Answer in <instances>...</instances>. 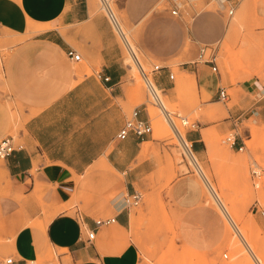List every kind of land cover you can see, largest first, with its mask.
Segmentation results:
<instances>
[{"label":"crops","instance_id":"crops-1","mask_svg":"<svg viewBox=\"0 0 264 264\" xmlns=\"http://www.w3.org/2000/svg\"><path fill=\"white\" fill-rule=\"evenodd\" d=\"M92 6V0H0V39L8 35L9 47L8 56H0V138L16 123L22 148L4 162L16 188L28 189L26 213L15 215L18 229L5 249L13 264H143L131 234L137 215L124 207L123 197L138 190L149 193L146 179L155 162L146 144L152 139H116L127 119L119 102L129 106L127 73L118 54L97 36ZM126 6L132 17L142 16L135 0H126ZM208 21L209 30L217 33L218 19ZM30 26L50 28L30 33ZM85 27L90 32L84 36ZM193 27L199 34L198 25ZM70 48L87 58L90 74L73 66L79 62L66 56ZM154 82L160 90L168 88L165 73L156 74ZM256 97L250 113L264 131V91ZM138 107L140 117L149 121L147 106ZM243 115L230 111L221 129L235 132L234 152L242 144L246 150L237 132ZM186 138L197 154L204 151L199 131ZM107 178L122 186L111 200L96 195L88 204L67 208L84 180ZM167 196L171 217L164 226L171 231L158 242L171 244L177 264H222L218 250L230 242V234L216 211L206 206L198 179L193 174L177 177ZM250 210L253 241L264 251V205L256 199ZM106 218H115V223L95 227V221Z\"/></svg>","mask_w":264,"mask_h":264},{"label":"rangeland","instance_id":"rangeland-1","mask_svg":"<svg viewBox=\"0 0 264 264\" xmlns=\"http://www.w3.org/2000/svg\"><path fill=\"white\" fill-rule=\"evenodd\" d=\"M110 1L144 70L150 72L154 65H160L163 69L157 75L165 73L169 82L166 90L158 88L160 103H155L148 95L137 67L107 22L99 0H92V16L98 17L97 36L118 54L127 73L129 106L126 107L122 100L119 101L120 106L126 118L135 107L147 106L152 128V142L146 144L150 158L155 162L153 172L146 179L149 193L138 190L143 201L139 207L133 208L137 217L133 218L131 225L133 240L140 249V260L143 264H177L179 261L171 244H161L158 239L171 231L170 227L164 226L171 217L170 212H166L171 183L179 176L193 174L203 187L206 206L216 211L230 234V242L218 250L222 264H264V251L255 245L252 228L248 226L252 217L249 211L251 203L257 199L264 205V174L256 187L250 176L254 163L264 171V131L250 113L257 106L256 96L264 91V0H231L234 6L231 17L219 10L214 0H173L183 13L179 18L170 15V7L165 0H135L137 8L143 10L139 18L129 14L126 0ZM211 17L220 22L221 28L217 33L209 30L208 19ZM194 24L198 25L202 36L197 34ZM49 28L30 26L29 32ZM88 28H83L84 36L89 35ZM7 39L8 35L0 39L2 58L9 54ZM200 44H217V73L203 64H191ZM73 66L77 70L85 68V74H90L86 57ZM169 72L174 76L172 80L168 78ZM192 80L195 86L187 84ZM219 88L228 93L225 102L216 95ZM163 104L174 126L162 110ZM11 107L14 114L15 108ZM234 110L244 113L237 130L244 138V152L232 151L225 142L231 132L221 131L229 119V112ZM181 118L197 123L204 139L202 153L197 154L192 148L197 167L178 139L180 133L188 142L186 134L192 132L181 124ZM17 130L14 123L12 130L4 135L11 136L15 146L21 144ZM205 135H208L210 144L206 142ZM4 166L7 172L3 171ZM0 170V258H6L5 249L10 235L18 229L15 215L26 213L28 197L25 193L28 189L16 188L1 159ZM35 170L31 171L33 175ZM82 187V190H75L67 208L73 209L74 204H88L96 195L109 201L122 189L115 178L87 184L84 180ZM103 204L97 203L99 206ZM144 208L147 209L145 213ZM49 254L55 259L53 250H49ZM223 254H227V260L223 259Z\"/></svg>","mask_w":264,"mask_h":264},{"label":"built area","instance_id":"built-area-1","mask_svg":"<svg viewBox=\"0 0 264 264\" xmlns=\"http://www.w3.org/2000/svg\"><path fill=\"white\" fill-rule=\"evenodd\" d=\"M166 4L170 7V15L175 18H179L182 16L181 9L175 4L173 0H165ZM219 10L225 11L228 17H231L234 13V6L232 5L231 0H214ZM102 10L104 11L105 18L109 23L110 27L114 31V33L119 37L125 51L131 58L132 62L135 64L139 71V75L144 82L145 89L148 95L155 103H160L159 95H158V87L154 82V76L162 71L163 67L160 65H154L150 72H146L142 67L136 50L130 43L126 32L117 17L110 0H99ZM218 46L217 44H200L198 46L197 54L194 61L191 63L192 65H199L203 64L208 66L213 73H217V66H216V59H217V52ZM66 56L72 60L73 62H80L81 57L80 55L73 49H69L66 52ZM168 78L172 80L174 76L169 72ZM107 80V78H105ZM217 97L220 101L225 102L228 100V93L224 88H219L217 91ZM167 115V114H166ZM169 121L174 126V122L172 121L170 115H167ZM180 122L183 126H186L190 129V131H198V124L197 123H190L186 118H181ZM152 134V128L147 119H142L140 117V109L139 107L135 108L130 116L125 120L123 126L119 130L118 134L116 135V139L123 140L129 135L143 140L144 138L150 136ZM225 142L229 145V148H234L236 145V134L234 131L225 138ZM182 143L185 149H188L189 152H192V144L187 142L184 138L182 139ZM244 145L242 144L238 147L239 152H243ZM20 146H15L14 140L11 136H5L0 138V159L6 160L9 156L16 151V149H21ZM264 171L258 167L255 163L253 164L250 170V176L253 182V185L256 187L258 180L262 177ZM143 196L140 192L134 191L132 194L125 195L123 197V204L125 208H137L142 204ZM115 223V218H106V219H99L95 221V227H102V226H109ZM94 237V233L91 232L88 234V239L92 240ZM223 259L227 260V254H223ZM0 264H13V260L10 257L0 258ZM259 264H261L259 262Z\"/></svg>","mask_w":264,"mask_h":264},{"label":"bare ground","instance_id":"bare-ground-1","mask_svg":"<svg viewBox=\"0 0 264 264\" xmlns=\"http://www.w3.org/2000/svg\"><path fill=\"white\" fill-rule=\"evenodd\" d=\"M187 84H191L192 86H195L193 80H192V81H188ZM187 84H186V85H187ZM158 93H159V92H158ZM162 108H163L162 110H164V113L168 115V112H167L168 109H167V107L164 106V104H163ZM164 108H166L167 110H165ZM167 115H166V116H167ZM165 120H166V119H165ZM167 122H168V119H167ZM169 123H170V122H169ZM172 126H173V125H172ZM163 129H166V128L163 127ZM174 129H175V128H174ZM177 131H178V130L176 129V132H177ZM177 134H178V133H177ZM177 136H178V135H177ZM178 139H179V142L181 143V146L183 147V149H185V147H184V145H183V143H182V139H183V138H182V136L180 135V133H179ZM205 140H206V142H207L208 144H210V140H209L208 135H205ZM185 153L187 154V156H188L189 158H191V159L193 160V163H195V165H196L197 162L195 161L194 154L191 153V152H189L188 149H185ZM188 157H187V158H188ZM190 161H191V160H190ZM191 162H192V161H191ZM196 167H197V165H196ZM4 168H5V166L3 167V169H4ZM3 171H6V170L4 169ZM0 172H1V170H0ZM6 172H7V171H6ZM211 190H212V189H211ZM211 193H213V192H211ZM213 195H214V193H213ZM217 197H218V198H221V195H218V194H217ZM215 198H216V197H215ZM216 199H217V198H216ZM217 200H218V199H217ZM215 201H216V200H215ZM218 201H219V200H218ZM217 205H218V204H217ZM220 205H221V207H222V202H220ZM14 235H15V233H12V234L10 235V240L14 239V237H15ZM8 239H9V238H8ZM10 240H9V241H10ZM9 241H8V242H9Z\"/></svg>","mask_w":264,"mask_h":264}]
</instances>
